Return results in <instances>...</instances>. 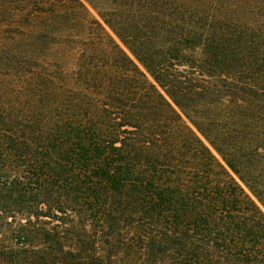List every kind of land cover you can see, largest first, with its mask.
<instances>
[{"label":"trees","instance_id":"1","mask_svg":"<svg viewBox=\"0 0 264 264\" xmlns=\"http://www.w3.org/2000/svg\"><path fill=\"white\" fill-rule=\"evenodd\" d=\"M0 264H264V0H0Z\"/></svg>","mask_w":264,"mask_h":264},{"label":"rangeland","instance_id":"2","mask_svg":"<svg viewBox=\"0 0 264 264\" xmlns=\"http://www.w3.org/2000/svg\"><path fill=\"white\" fill-rule=\"evenodd\" d=\"M93 12V11H92Z\"/></svg>","mask_w":264,"mask_h":264}]
</instances>
